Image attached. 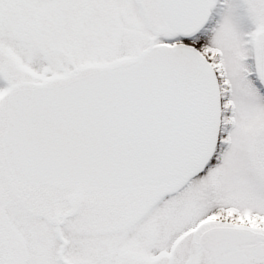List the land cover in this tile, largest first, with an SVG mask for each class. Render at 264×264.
Here are the masks:
<instances>
[{
    "label": "snow or ice",
    "instance_id": "obj_1",
    "mask_svg": "<svg viewBox=\"0 0 264 264\" xmlns=\"http://www.w3.org/2000/svg\"><path fill=\"white\" fill-rule=\"evenodd\" d=\"M0 264H264V0H0Z\"/></svg>",
    "mask_w": 264,
    "mask_h": 264
}]
</instances>
